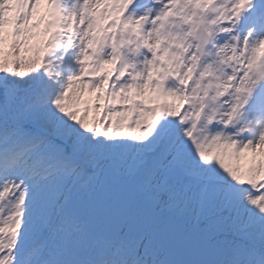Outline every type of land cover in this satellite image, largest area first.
Wrapping results in <instances>:
<instances>
[{"label":"snow or ice","instance_id":"6c2138e0","mask_svg":"<svg viewBox=\"0 0 264 264\" xmlns=\"http://www.w3.org/2000/svg\"><path fill=\"white\" fill-rule=\"evenodd\" d=\"M0 264H264V0H0Z\"/></svg>","mask_w":264,"mask_h":264}]
</instances>
